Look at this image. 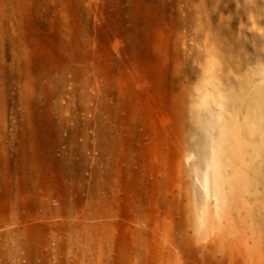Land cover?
Wrapping results in <instances>:
<instances>
[{
  "label": "rangeland",
  "instance_id": "obj_1",
  "mask_svg": "<svg viewBox=\"0 0 264 264\" xmlns=\"http://www.w3.org/2000/svg\"><path fill=\"white\" fill-rule=\"evenodd\" d=\"M0 264H264V0H0Z\"/></svg>",
  "mask_w": 264,
  "mask_h": 264
},
{
  "label": "bare ground",
  "instance_id": "obj_2",
  "mask_svg": "<svg viewBox=\"0 0 264 264\" xmlns=\"http://www.w3.org/2000/svg\"><path fill=\"white\" fill-rule=\"evenodd\" d=\"M207 100L205 97H203L202 100L200 101V105L205 106L207 104ZM220 120H221V115L218 113L210 117L209 123H208V129L210 131L209 137L213 136L212 130L214 128V124L220 122ZM208 145L209 143H207V146ZM211 170H212L211 164L206 163L205 165L201 167H196V170L194 173L195 178H196L194 179L198 183V186L200 187L202 194H203V201L201 200L200 205H199L200 220L202 217L204 218L206 216V205H207L208 199L209 200L211 199L213 201L216 212H219L220 206L222 204L221 193L224 192L225 187H224L223 181L219 179L218 175L212 174Z\"/></svg>",
  "mask_w": 264,
  "mask_h": 264
}]
</instances>
